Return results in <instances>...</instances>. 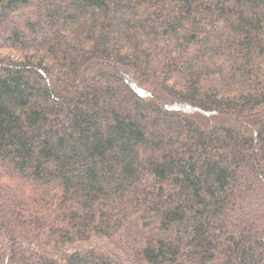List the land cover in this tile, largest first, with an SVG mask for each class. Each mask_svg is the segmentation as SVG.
<instances>
[{"label":"trees","instance_id":"trees-1","mask_svg":"<svg viewBox=\"0 0 264 264\" xmlns=\"http://www.w3.org/2000/svg\"><path fill=\"white\" fill-rule=\"evenodd\" d=\"M0 264H264V0H0Z\"/></svg>","mask_w":264,"mask_h":264}]
</instances>
